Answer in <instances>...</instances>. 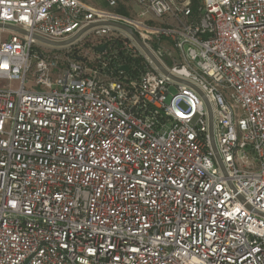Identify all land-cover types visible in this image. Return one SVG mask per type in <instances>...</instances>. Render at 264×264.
Wrapping results in <instances>:
<instances>
[{
    "label": "built area",
    "instance_id": "1",
    "mask_svg": "<svg viewBox=\"0 0 264 264\" xmlns=\"http://www.w3.org/2000/svg\"><path fill=\"white\" fill-rule=\"evenodd\" d=\"M106 5L0 0V264H264V0ZM96 22L202 96L120 29L31 37Z\"/></svg>",
    "mask_w": 264,
    "mask_h": 264
},
{
    "label": "water",
    "instance_id": "2",
    "mask_svg": "<svg viewBox=\"0 0 264 264\" xmlns=\"http://www.w3.org/2000/svg\"><path fill=\"white\" fill-rule=\"evenodd\" d=\"M100 26H111L117 29H120L122 31H124L125 33H127L134 41L135 43L144 51V53L151 59V61L155 64V66L165 75H168L171 79L178 81L181 84H184L186 86H189L193 89H195L200 95L201 93L191 84H189L188 82L182 81V80H178L176 78H173L172 76H170L166 70L162 67V65L154 58V56L150 53V51L146 48V46L143 44V42L138 38V36L134 33V31L123 24H119L116 22H96V23H91L88 26H86L85 28H82L81 30H79L74 36H72L71 38L64 40V41H60V42H55V41H50L47 40L45 38H42L40 36L37 35H32L31 37L35 40H37L40 43H43L47 46L50 47H65L68 45H71L72 43L76 42L82 35H84L87 31L96 28V27H100ZM0 29L2 30H9L10 32H14V33H19L22 35H28V33L24 30H21L17 27L11 26V25H6V24H0ZM105 48V46H101L99 48H97V51L101 52L103 51ZM121 70L127 71V67L123 66L121 67ZM202 96V95H201ZM207 109H208V116H209V134H210V143H211V147L213 152L215 153V157L218 161V163L221 165V161L219 159V156L216 153V148L214 145V141H213V137H212V115H211V111H210V107L207 103V101H205Z\"/></svg>",
    "mask_w": 264,
    "mask_h": 264
},
{
    "label": "rangeland",
    "instance_id": "3",
    "mask_svg": "<svg viewBox=\"0 0 264 264\" xmlns=\"http://www.w3.org/2000/svg\"><path fill=\"white\" fill-rule=\"evenodd\" d=\"M85 4H88L94 8H99V9H105L106 8V0H79ZM197 2L199 0H196ZM196 2V4H197ZM121 7V6H119ZM124 8H125V12L127 14V16H134L135 15V12H136V7L131 4V3H126V5H124ZM10 37V31L9 30H0V43L8 40ZM89 40L88 37H85L83 38L82 42H87ZM0 86H3V87H8L10 89H16L17 88V82L15 81H0ZM171 94H174L175 93V90L174 89H171L170 90ZM170 97H168L169 99ZM167 99V100H168Z\"/></svg>",
    "mask_w": 264,
    "mask_h": 264
},
{
    "label": "trees",
    "instance_id": "4",
    "mask_svg": "<svg viewBox=\"0 0 264 264\" xmlns=\"http://www.w3.org/2000/svg\"><path fill=\"white\" fill-rule=\"evenodd\" d=\"M196 0H193V5L195 6L196 5ZM116 12H118V13H120V14H127L126 12H125V9L123 8V7H118L117 9H116Z\"/></svg>",
    "mask_w": 264,
    "mask_h": 264
},
{
    "label": "crops",
    "instance_id": "5",
    "mask_svg": "<svg viewBox=\"0 0 264 264\" xmlns=\"http://www.w3.org/2000/svg\"><path fill=\"white\" fill-rule=\"evenodd\" d=\"M124 5H126V3H124V4H121V3H120V4H119V6H121V7H123V8H124ZM119 6H118V7H119ZM106 7H107V6H106ZM118 7H117V8H118ZM117 8H116V9H117ZM116 9H115V11H116ZM124 9H125V8H124ZM0 30H1V29H0Z\"/></svg>",
    "mask_w": 264,
    "mask_h": 264
}]
</instances>
